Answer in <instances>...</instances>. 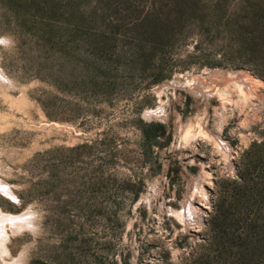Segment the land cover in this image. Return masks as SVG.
Returning <instances> with one entry per match:
<instances>
[{
	"label": "rangeland",
	"instance_id": "374dc122",
	"mask_svg": "<svg viewBox=\"0 0 264 264\" xmlns=\"http://www.w3.org/2000/svg\"><path fill=\"white\" fill-rule=\"evenodd\" d=\"M0 70L5 263L264 264V0H0ZM215 70L260 82L189 90Z\"/></svg>",
	"mask_w": 264,
	"mask_h": 264
},
{
	"label": "bare ground",
	"instance_id": "6f19581e",
	"mask_svg": "<svg viewBox=\"0 0 264 264\" xmlns=\"http://www.w3.org/2000/svg\"><path fill=\"white\" fill-rule=\"evenodd\" d=\"M1 80L5 81L7 79L5 78L3 72L0 70V82ZM229 82L233 83V85H235L238 88L241 94L247 97L253 94V89L255 84H257V82L260 81L253 79V77L249 76L248 74H241V73L228 74L224 72V74L221 75V73L216 70L210 71L207 75L199 74L187 79V83L189 84L190 91L194 92L195 94H199V95L201 94L203 96L215 95V97H217V95L221 93L223 94L225 90L224 88L227 87V84ZM222 98H224V96ZM162 100L163 99H161V101ZM161 111H162L161 106L158 105L155 108L149 109L146 112L145 117L150 120L152 118H163L164 115L161 114L162 113ZM201 133L204 137L212 139L214 141L215 146L217 145V147L225 154H228L230 152L231 150L230 146L226 142H224L220 137L214 135L212 132L205 129H203ZM194 182H195L194 180L190 182V191H192V193L188 194L189 197L186 198L182 210L181 211H179L180 209L171 210V215L175 216L179 220V222L182 223L184 229L190 228L193 224L199 223L197 221H198L199 213L202 212L201 211L202 208L201 206H195L194 201L197 195L202 196L201 198H205L206 196L201 191V189L199 191V188L197 187V185L194 184ZM0 194H2L7 198H11V200L16 198L15 193L13 192L11 186L2 179H0ZM32 217H33L32 212L29 209L18 216L4 214L3 212L0 211V264H8L3 261V257H2L6 252L5 244L9 240L8 239L9 236H7L6 234L7 229H9L12 232V234L15 232L17 234L19 233L18 231H21L23 229H30L32 226L31 225Z\"/></svg>",
	"mask_w": 264,
	"mask_h": 264
},
{
	"label": "trees",
	"instance_id": "16d2710c",
	"mask_svg": "<svg viewBox=\"0 0 264 264\" xmlns=\"http://www.w3.org/2000/svg\"><path fill=\"white\" fill-rule=\"evenodd\" d=\"M158 129H159V125L158 124H150L148 126V130H149V133H147V137H153L155 138V136H158Z\"/></svg>",
	"mask_w": 264,
	"mask_h": 264
}]
</instances>
